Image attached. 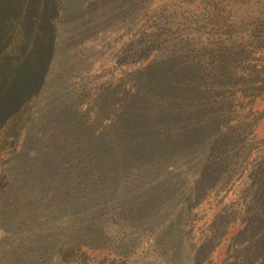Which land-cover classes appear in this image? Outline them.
<instances>
[{
    "label": "trees",
    "instance_id": "1",
    "mask_svg": "<svg viewBox=\"0 0 264 264\" xmlns=\"http://www.w3.org/2000/svg\"><path fill=\"white\" fill-rule=\"evenodd\" d=\"M187 2L176 37L163 28L133 43L130 53L149 59L106 121L81 112V92L68 94L58 69H79L73 46L100 18L132 25L155 1L0 0V264H66L78 249L97 253L96 264H214L219 233L216 264H264V154L206 237L192 241L190 223L212 183L241 169L257 143L264 0ZM109 224L119 229L111 236ZM61 229L73 235L66 243L55 239ZM139 240L152 258L130 261Z\"/></svg>",
    "mask_w": 264,
    "mask_h": 264
},
{
    "label": "rangeland",
    "instance_id": "2",
    "mask_svg": "<svg viewBox=\"0 0 264 264\" xmlns=\"http://www.w3.org/2000/svg\"><path fill=\"white\" fill-rule=\"evenodd\" d=\"M154 1L155 3L152 8H154L155 11L148 15V17L138 13L136 17L133 18L134 23H132V25H129V22L126 21L127 19L121 21L119 20L120 18L116 19L109 12L102 13L101 15L104 16L110 14L109 19L105 21V18H103L102 22V18H100L99 24L92 28L90 33L85 35V37H87L84 39L80 38L73 46L76 50L74 55L79 59V69L72 72L68 63L59 67V76H66L67 78L69 89L67 93L73 94L75 90L81 92V100L79 101L81 112H90L91 117H97L93 119L103 118L106 121L111 120L113 113H110L109 111L113 109H115V111L118 110V108L123 105L122 102L126 99L128 93L135 89V84L139 81L135 78L132 79L129 73L136 72L140 68L145 67L146 62L149 59L143 54L135 55L130 53L133 43L135 42L137 44L140 37L143 40L148 36H154V34L160 32L159 29H167L168 34L174 38L178 35L181 28H186V26H180L181 21L178 17L180 14H177L176 9L183 6H190L185 4V2L188 3V0ZM182 1L183 3H181ZM97 3H99V1H97ZM190 4L193 5L192 1ZM103 5L107 8L109 6L108 3H103ZM97 9L98 7L96 10ZM179 10L180 9H178V11ZM182 10L185 9L183 8ZM206 10L207 8H200L198 10V12L202 14L201 17ZM242 10H239V12H242ZM159 11L161 14H158ZM112 12L113 11H111V13ZM193 18L194 17H192V19ZM202 23L208 25L205 21H202ZM105 87L107 90H117L118 93L113 97L107 96L110 100L97 98L101 93L102 88ZM102 100L106 101L103 102ZM103 106L111 108L103 112ZM261 114L262 113H256L255 117H260ZM256 122V138L254 140H256L257 143H255L254 152H251L249 156H247V160L242 164L241 169L233 171L232 175L225 178L219 176V178L212 183L207 192V198L203 201L202 206L197 208V211L191 219L192 241L199 242L207 236L208 230L210 229L209 220L214 214H217L219 210H224V207L227 204L226 201H228L232 195V190H235L236 188L238 189V187L245 183V181H248L246 169L253 166V158L256 152L264 154V115L261 118H258ZM10 147L12 148V144ZM1 151L0 171L5 163L4 161L8 159L3 154L4 152H7L6 145L2 146ZM211 204L212 207L210 208L209 206H211ZM205 207L208 209L207 211L204 210ZM3 210V216L10 213L9 210H5V208ZM250 211L251 210L246 212V214L248 215ZM118 230V226L115 224H109L107 226V231L110 236L113 232L117 233ZM130 232L131 230L127 231L128 234H130ZM56 233L57 231L52 232L51 237L55 236ZM1 235L2 233L0 230V237ZM66 235L73 237L72 233L62 230L58 232V236L55 239L60 243H66V241H68ZM130 238L133 237H129V239ZM213 243V247L216 246L217 248L211 251V257H216L214 262V264H216L222 258V236L220 233L213 240ZM206 250L207 253L210 252V248H207ZM128 251L129 255L132 256L130 261L144 262L146 259L152 258L149 255L147 244L144 240L137 241L134 246L131 244ZM54 255L60 259L59 257L61 253L54 252ZM97 255V253L91 251L87 252L86 250L78 249L70 256V260L66 264H96L93 261V258ZM50 257H52L51 254L49 255V259ZM57 258H55L54 261H56ZM54 261H51V263H54ZM28 263L39 264V261L33 259L29 260ZM147 263L148 262L146 261L145 264Z\"/></svg>",
    "mask_w": 264,
    "mask_h": 264
}]
</instances>
